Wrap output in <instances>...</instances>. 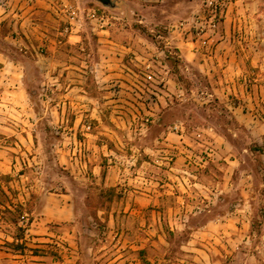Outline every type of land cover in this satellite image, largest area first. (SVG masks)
<instances>
[{"label":"rangeland","instance_id":"374dc122","mask_svg":"<svg viewBox=\"0 0 264 264\" xmlns=\"http://www.w3.org/2000/svg\"><path fill=\"white\" fill-rule=\"evenodd\" d=\"M208 1L0 0V48L25 63L34 110L28 142L0 133V264H264V0H216L196 33ZM206 141L215 160L173 199L190 207L165 213L189 226L148 228L156 213L119 211L116 186L88 180L108 164L183 175L184 148ZM209 170L218 195L196 185ZM227 207L245 222L234 242L190 227Z\"/></svg>","mask_w":264,"mask_h":264},{"label":"crops","instance_id":"0c3cea01","mask_svg":"<svg viewBox=\"0 0 264 264\" xmlns=\"http://www.w3.org/2000/svg\"><path fill=\"white\" fill-rule=\"evenodd\" d=\"M226 15L233 20L237 18L235 15ZM260 51L264 53V49H260ZM24 66L25 63H16L14 60L9 59L6 52L0 48V133H15L19 140L17 142L10 138L8 139L10 144L12 142L16 144L28 142L25 133L33 126V123L29 122L28 117L34 114V110L30 105V97L26 91L25 80L23 78ZM260 66L264 67V62ZM2 140L0 138V145ZM180 153V149L174 153L177 170H180L179 166L182 160ZM154 160L163 162L156 158ZM92 164L90 163L89 165L92 166ZM150 165L152 166L151 170L153 173L150 174L148 172L145 173L147 176H143L144 171L139 170L137 174L130 173V175H126L120 167L108 164L105 166L106 169L104 167V172H95L94 175L89 176L88 180L89 182L94 180L93 182L106 186H116L115 191L122 195L118 201L119 211L122 210L136 215L148 209L147 211L156 213L154 219L141 221L142 224H147L148 228L175 227L179 229L189 226V223L185 222L180 214L178 216H169L168 218L165 215L166 212L172 211L175 214L179 210H187L190 207L188 202L183 203L182 200L180 203H176L173 200L174 198L179 200V198L183 197L182 193L187 191L184 185L185 177L182 174H175L169 170H164L163 172L166 173L164 175L165 173L158 171V169H161L160 166L154 163ZM93 167L100 168L103 165L96 163ZM10 168V164L0 159V173L5 174L10 171ZM210 180L215 181L216 186ZM142 181L145 183L144 186L139 185ZM124 184H131V186H124ZM196 185L205 196H210L211 193L212 195H218L223 191L219 187L218 173L213 172V170L201 174L200 180ZM66 207L69 208L68 203ZM225 210V215L220 210L217 212L215 218L206 219L200 224L190 225V227L203 229L201 233L208 236L207 241L211 243L226 244L234 242L232 240L233 230L239 229L240 221H242L243 226L245 222L243 219L240 220L239 215L234 214V209L227 207ZM100 211L105 212L107 209L106 207L100 208ZM227 213H230L229 217L226 216ZM210 229L212 230L210 231Z\"/></svg>","mask_w":264,"mask_h":264},{"label":"built area","instance_id":"2783aa9c","mask_svg":"<svg viewBox=\"0 0 264 264\" xmlns=\"http://www.w3.org/2000/svg\"><path fill=\"white\" fill-rule=\"evenodd\" d=\"M210 8V14L199 13L195 15L192 19L193 28L196 33H199L203 30V26L205 23L214 27L217 21V1L209 0L207 2ZM173 128H177L176 125ZM199 149H193L186 147L183 151V167L181 168V172L185 179H191L195 181L197 179L196 170L199 168H205L209 163L215 160L217 155V150L212 142L206 141L205 143H201L198 146ZM172 157H170V160Z\"/></svg>","mask_w":264,"mask_h":264},{"label":"water","instance_id":"95a60500","mask_svg":"<svg viewBox=\"0 0 264 264\" xmlns=\"http://www.w3.org/2000/svg\"><path fill=\"white\" fill-rule=\"evenodd\" d=\"M99 2H101L104 5H112L113 3L111 2V0H97Z\"/></svg>","mask_w":264,"mask_h":264},{"label":"trees","instance_id":"16d2710c","mask_svg":"<svg viewBox=\"0 0 264 264\" xmlns=\"http://www.w3.org/2000/svg\"><path fill=\"white\" fill-rule=\"evenodd\" d=\"M6 208V207H5Z\"/></svg>","mask_w":264,"mask_h":264}]
</instances>
